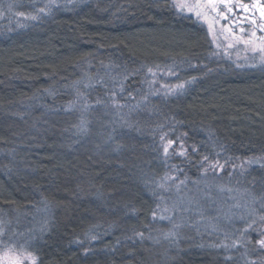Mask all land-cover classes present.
<instances>
[{
  "label": "trees",
  "instance_id": "16d2710c",
  "mask_svg": "<svg viewBox=\"0 0 264 264\" xmlns=\"http://www.w3.org/2000/svg\"><path fill=\"white\" fill-rule=\"evenodd\" d=\"M92 1L39 11L32 0H0V220L30 231L37 264H176L192 246L223 263L242 252L236 264H258L264 198L247 201L229 174L264 173V70L236 73L217 61L203 27L174 8L125 23ZM23 8L36 19L6 32L7 16ZM164 66L191 85L172 98L144 94L147 70ZM156 115L160 123L149 121ZM163 138L177 146L168 155ZM168 172L173 184L162 179ZM193 187L203 201L229 195L251 214L204 237V215L182 210ZM165 229L176 234L170 242Z\"/></svg>",
  "mask_w": 264,
  "mask_h": 264
},
{
  "label": "rangeland",
  "instance_id": "374dc122",
  "mask_svg": "<svg viewBox=\"0 0 264 264\" xmlns=\"http://www.w3.org/2000/svg\"><path fill=\"white\" fill-rule=\"evenodd\" d=\"M58 1L71 3L75 0H32L34 4L37 3L36 8H38L39 11H45L44 8H49L50 5H56ZM38 2L40 4H38ZM92 3H95L96 8L108 9L113 18L117 16H119L117 18H124L125 23L137 18V16H133L136 12L143 13L150 9L157 12L164 8H174L178 14L193 18L203 27L211 42L212 57H215L217 61L232 66L231 68H233V71L236 73H239L242 70H264V16L261 15V9H264V0L256 1V4H260L261 6H259V8L256 7L257 5H255V8H245L243 0H235V3L231 0H93ZM23 10H27V12L25 13L21 10H16L12 12L9 17L7 16V19L10 21L6 20V22H4L6 32L11 31L14 28L13 25L10 26L8 24L16 25L25 19H36L37 14H30L31 8H23ZM3 15L4 14H0V20H2L1 16ZM138 16V23L146 20L145 16H141V14ZM171 67L172 66H164L157 70L148 69L146 72L148 73V76H145L147 85L143 90L144 94L148 96H169L172 98L173 95L178 94L183 89L185 92L191 83H188L187 79H176L173 81L171 77L176 72L173 71ZM142 99H145V96L142 97ZM124 116L128 117L126 119L127 122L129 120L138 122V119L136 118L138 117L137 115L136 117L129 116L126 113ZM162 119L163 117L160 118L159 115H156L155 118L151 117L149 121L160 123ZM147 121L148 120H140L137 124V128L140 131H143ZM164 139L165 138L161 140L162 143L160 144H162L161 148L163 153L168 155L175 150L177 146L170 143L168 139L164 142ZM166 147L168 149L167 152H165ZM80 155H84L83 151L80 152ZM203 172L206 174L210 171L205 169ZM229 175L233 183L236 185V191L240 192L245 199L247 197L249 199H246L247 201L252 202L259 196L264 198V185H261V179H264V173L259 174L249 168L243 169L239 167L233 169ZM162 179L172 184L177 180L175 175L171 172H168ZM176 188L179 190V185H176ZM217 190L219 192L220 189L217 188ZM220 193H222L221 190ZM204 194V191L195 187L191 198H187L188 204L186 205L184 203L185 205L182 208L184 215L187 218L197 220L204 215L207 225V227L206 225L205 227L209 232L203 229L198 230L201 233H205L204 237H206L207 234V238L221 233L224 234L227 231V227L229 229V225H227L228 222L235 223L239 220V216L244 217L251 214L247 212L244 203L232 199V196L228 195V199L226 200L210 197L208 201H203L202 196ZM177 196L180 199V202H182L183 199H181L179 195ZM162 197V194L158 196L155 193L156 200L160 201ZM181 207L182 205L177 206V209L174 208L172 210L176 213ZM166 209L167 211H171L170 208ZM233 211L236 213H232ZM237 211L243 213L239 215ZM227 219L231 220L229 221ZM220 221H223L222 224H219ZM46 230L47 229L42 232H47ZM165 231V233H162L163 238L161 237V239L165 242H170L172 237L176 236V234L168 229H165ZM188 231H190L189 228L187 225H184L182 226L180 233L186 234ZM260 231L262 232H257L258 238H256V243L264 240V225L261 226ZM232 235L237 237L238 240L242 237L239 230L236 232L234 230ZM184 242H189V240L183 239L178 247H181ZM207 244L212 245L210 241H207ZM236 244L237 242L234 243L235 246ZM35 245V241L30 231L11 230L9 220H0V264H37L36 257L33 253ZM41 247L42 242H40L39 249ZM202 247H204V245H202ZM259 247L262 249L261 252H264V247H261L260 244ZM35 248H37V246ZM155 249L156 248L153 250ZM157 249H162V246H158ZM192 249L196 250V248L192 246L186 248L187 252H181V255L177 254L176 264H179L185 257L196 258L199 261L204 262V264H236L235 259L238 257L240 258L242 254L241 252L234 257L235 259L230 258L231 260H226V262L223 263L214 255V252H211L212 249H209L207 252L197 250L200 252L191 253L192 251L190 250ZM163 250H166V248ZM159 254L162 255V252ZM258 264H264V256L260 257V262Z\"/></svg>",
  "mask_w": 264,
  "mask_h": 264
},
{
  "label": "snow or ice",
  "instance_id": "6c2138e0",
  "mask_svg": "<svg viewBox=\"0 0 264 264\" xmlns=\"http://www.w3.org/2000/svg\"><path fill=\"white\" fill-rule=\"evenodd\" d=\"M261 15L264 16V9H261ZM171 143V142H170ZM168 149L167 147L165 148V152H167ZM215 167V165H213ZM220 167L222 168L223 166L220 165ZM262 220H264V217H261ZM258 243L261 245V247H264V240L258 241Z\"/></svg>",
  "mask_w": 264,
  "mask_h": 264
}]
</instances>
